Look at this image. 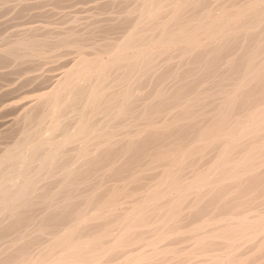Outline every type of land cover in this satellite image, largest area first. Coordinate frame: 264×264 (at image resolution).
<instances>
[{
  "label": "bare ground",
  "instance_id": "bare-ground-1",
  "mask_svg": "<svg viewBox=\"0 0 264 264\" xmlns=\"http://www.w3.org/2000/svg\"><path fill=\"white\" fill-rule=\"evenodd\" d=\"M0 264H264V0H0Z\"/></svg>",
  "mask_w": 264,
  "mask_h": 264
}]
</instances>
